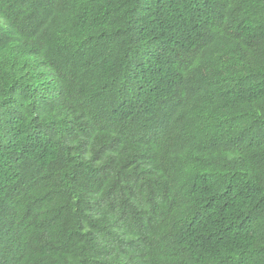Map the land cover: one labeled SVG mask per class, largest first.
<instances>
[{
  "label": "trees",
  "instance_id": "trees-1",
  "mask_svg": "<svg viewBox=\"0 0 264 264\" xmlns=\"http://www.w3.org/2000/svg\"><path fill=\"white\" fill-rule=\"evenodd\" d=\"M0 264H264V0H0Z\"/></svg>",
  "mask_w": 264,
  "mask_h": 264
}]
</instances>
